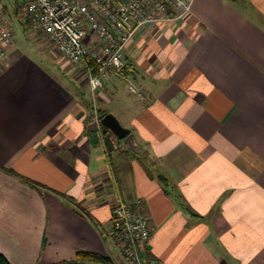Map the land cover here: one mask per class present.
<instances>
[{
  "label": "crops",
  "instance_id": "1",
  "mask_svg": "<svg viewBox=\"0 0 264 264\" xmlns=\"http://www.w3.org/2000/svg\"><path fill=\"white\" fill-rule=\"evenodd\" d=\"M123 57L97 108L154 165L115 136L96 140L78 67L47 66L15 42L0 58V255L115 260L108 232L121 196L144 201L148 252L162 264H264V0H196L175 24L139 30Z\"/></svg>",
  "mask_w": 264,
  "mask_h": 264
},
{
  "label": "built area",
  "instance_id": "2",
  "mask_svg": "<svg viewBox=\"0 0 264 264\" xmlns=\"http://www.w3.org/2000/svg\"><path fill=\"white\" fill-rule=\"evenodd\" d=\"M37 34L53 45L63 58L78 67L89 84L95 116L93 126L104 138L102 118L97 108L98 94L111 72L126 69L124 52L139 30L159 24H175L186 18L196 0H11ZM14 45V28L5 0H0V58ZM95 66V67H94ZM145 100V91L130 86ZM110 160V157H108ZM115 191L118 190L114 180ZM117 252L115 264H162L147 252L153 240L152 220L141 199L127 202L118 197L108 232Z\"/></svg>",
  "mask_w": 264,
  "mask_h": 264
},
{
  "label": "rangeland",
  "instance_id": "3",
  "mask_svg": "<svg viewBox=\"0 0 264 264\" xmlns=\"http://www.w3.org/2000/svg\"><path fill=\"white\" fill-rule=\"evenodd\" d=\"M5 6L9 15V19L14 28V42L17 49L26 53L30 57L40 59L47 66H55L52 61L58 62L60 65L65 63L62 56L54 50L53 45L45 40L41 34H37L32 28L26 26L27 23L25 19L16 13V9L19 7L18 4H15L11 0H5ZM65 66H72V64H67ZM82 81H84L83 89L87 91L92 102L91 116L93 120L95 116V110L97 109L94 107L95 105L86 78L83 77Z\"/></svg>",
  "mask_w": 264,
  "mask_h": 264
},
{
  "label": "trees",
  "instance_id": "4",
  "mask_svg": "<svg viewBox=\"0 0 264 264\" xmlns=\"http://www.w3.org/2000/svg\"><path fill=\"white\" fill-rule=\"evenodd\" d=\"M16 8V7H15ZM18 8V7H17ZM95 67V66H94ZM108 113L107 112H102L101 110H99V115L100 117L103 119ZM93 130H94V135L96 137V140L97 141H100V138L98 136V133H97V128L95 126H93ZM103 132H104V135H111V136H114L110 130H108L107 128L103 127ZM116 139L120 142H123V140L119 139L116 137ZM107 141V140H106ZM108 145V143H107ZM109 146V145H108ZM143 154H136L130 150L127 149V152L132 154L133 156H135L136 158L140 159L141 161H144L145 164L148 162L150 163L151 165L155 164L151 154L146 150V149H143ZM148 170H149V167L147 166ZM5 169V168H3ZM7 172L9 173H12V174H15L14 171L12 170H9V169H5ZM150 172V175L153 176L151 170H149ZM24 181H26L29 185H31L32 187L34 188H37V189H41V188H44L43 185L39 184V183H36L30 179H27L25 177H21ZM160 179V181H162V183L164 182L165 184V187H168V184H167V178L164 177L163 175H159L158 177ZM147 256L149 258H152L151 254L149 252H147ZM0 264H12L5 256L3 255H0ZM59 264H115V261L112 257L110 256H102L100 254H97V253H93V252H83V251H80L78 252L77 254V260L75 261H70V262H63V263H59Z\"/></svg>",
  "mask_w": 264,
  "mask_h": 264
},
{
  "label": "water",
  "instance_id": "5",
  "mask_svg": "<svg viewBox=\"0 0 264 264\" xmlns=\"http://www.w3.org/2000/svg\"><path fill=\"white\" fill-rule=\"evenodd\" d=\"M102 125L110 130V132L117 138L123 140L128 150L136 153L143 154V148L138 143L134 133L131 130L125 128L118 118L113 114H107L102 119Z\"/></svg>",
  "mask_w": 264,
  "mask_h": 264
}]
</instances>
